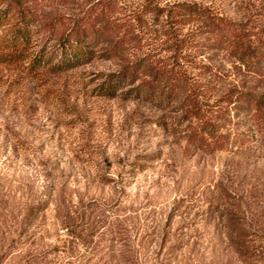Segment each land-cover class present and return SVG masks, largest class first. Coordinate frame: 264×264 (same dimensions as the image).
Segmentation results:
<instances>
[{
    "label": "rangeland",
    "instance_id": "374dc122",
    "mask_svg": "<svg viewBox=\"0 0 264 264\" xmlns=\"http://www.w3.org/2000/svg\"><path fill=\"white\" fill-rule=\"evenodd\" d=\"M261 1L37 0L28 60L48 54L61 31L89 18L105 36L87 62L62 70L42 60L0 62L4 248L21 238L70 255L105 254L154 247L166 229L188 225L197 260L241 264L221 227L233 218L255 226L264 251V132L209 152L187 140L195 118L186 111L183 81L167 101L150 97L154 88L143 84L162 81V66L179 69L205 106L231 85L250 86L234 57L207 46L197 22H167L156 8L192 2L232 19L264 20ZM51 20L56 35L49 38Z\"/></svg>",
    "mask_w": 264,
    "mask_h": 264
},
{
    "label": "trees",
    "instance_id": "16d2710c",
    "mask_svg": "<svg viewBox=\"0 0 264 264\" xmlns=\"http://www.w3.org/2000/svg\"><path fill=\"white\" fill-rule=\"evenodd\" d=\"M36 2L1 1L0 62L28 60L30 25L39 21ZM259 8L264 15V0L260 2ZM156 9L160 14L164 13L167 22H197V26L206 34L207 46L229 53L252 79L251 85L247 87H227L213 106L202 104L197 90L192 83H186V75L179 69L165 72L162 66L158 71L162 81L156 78V85L153 81L143 80L148 91L149 87L154 88L151 93L149 91L150 97L156 93L157 98L161 100L162 96L166 101L174 100L179 89L177 83L183 81L180 86L185 91L183 100L188 107L186 111L195 118L189 124L188 142L209 152H216L244 145L254 135V131L264 132V20L258 15L241 20L232 19L192 2L173 3ZM47 25L48 37L51 38L56 35L55 24L51 20ZM58 36L57 45L48 54L45 51L44 56L40 51L38 56L33 55L27 62L37 66L42 60L51 69L59 70L87 62L93 54V47L104 40L105 34L103 27L89 18L64 29ZM108 52L114 54L116 49ZM54 58L55 61L51 62ZM127 73L131 71L127 70ZM172 73H176L175 76ZM227 223H221L226 236L224 239L237 260L241 264H257L258 259L263 258L264 251L258 245L255 226L233 218ZM29 225L30 222H26L24 228ZM187 229L188 225L177 227L173 233L166 229L154 247L149 246V243H138L134 249H120L113 253L108 251L105 254L92 252L70 255L64 248L37 247L33 245L34 240L28 244L26 239H11L5 248L0 243V264L9 260H13V264H203L200 262L202 259L196 258L197 239L195 235L188 236ZM208 243L213 246L211 241ZM13 244L19 245L15 253L10 249Z\"/></svg>",
    "mask_w": 264,
    "mask_h": 264
}]
</instances>
